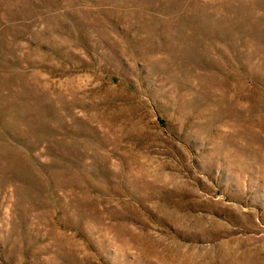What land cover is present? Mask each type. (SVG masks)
Listing matches in <instances>:
<instances>
[{
    "label": "rangeland",
    "instance_id": "1",
    "mask_svg": "<svg viewBox=\"0 0 264 264\" xmlns=\"http://www.w3.org/2000/svg\"><path fill=\"white\" fill-rule=\"evenodd\" d=\"M0 264H264V0H0Z\"/></svg>",
    "mask_w": 264,
    "mask_h": 264
}]
</instances>
